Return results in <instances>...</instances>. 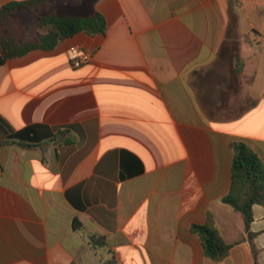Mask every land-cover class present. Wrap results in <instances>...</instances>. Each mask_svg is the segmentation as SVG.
<instances>
[{
	"label": "crops",
	"instance_id": "obj_1",
	"mask_svg": "<svg viewBox=\"0 0 264 264\" xmlns=\"http://www.w3.org/2000/svg\"><path fill=\"white\" fill-rule=\"evenodd\" d=\"M94 3L105 34L0 66V264H102L76 224L119 264H264V207L255 256L222 203L232 142L264 162V0ZM193 225L241 242L213 262Z\"/></svg>",
	"mask_w": 264,
	"mask_h": 264
},
{
	"label": "trees",
	"instance_id": "obj_2",
	"mask_svg": "<svg viewBox=\"0 0 264 264\" xmlns=\"http://www.w3.org/2000/svg\"><path fill=\"white\" fill-rule=\"evenodd\" d=\"M22 10L38 18L35 28L39 37L36 40L21 22L19 13ZM106 30V19L96 10L94 0L12 1L0 9V66L36 49L54 50L61 42L79 33L94 36L105 34ZM231 147L234 150L232 186L222 203L242 214L256 256L254 240L257 234L251 232V225L254 221V206L264 207V162L244 141L232 142ZM76 229L102 264H119L106 236L78 224ZM191 230L201 239L205 256L216 263L227 259L232 247L241 242H225L219 231L208 225H193Z\"/></svg>",
	"mask_w": 264,
	"mask_h": 264
},
{
	"label": "built area",
	"instance_id": "obj_3",
	"mask_svg": "<svg viewBox=\"0 0 264 264\" xmlns=\"http://www.w3.org/2000/svg\"><path fill=\"white\" fill-rule=\"evenodd\" d=\"M92 55L93 53L91 51L81 47H71L68 51V56L75 68L89 63Z\"/></svg>",
	"mask_w": 264,
	"mask_h": 264
},
{
	"label": "rangeland",
	"instance_id": "obj_4",
	"mask_svg": "<svg viewBox=\"0 0 264 264\" xmlns=\"http://www.w3.org/2000/svg\"><path fill=\"white\" fill-rule=\"evenodd\" d=\"M19 17L23 25L28 29L30 36L36 40L39 37V32L36 31V24L38 22V18L34 17L27 11H20Z\"/></svg>",
	"mask_w": 264,
	"mask_h": 264
}]
</instances>
